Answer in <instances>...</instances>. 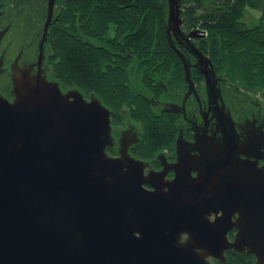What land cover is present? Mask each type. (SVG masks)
<instances>
[{
    "label": "water",
    "instance_id": "95a60500",
    "mask_svg": "<svg viewBox=\"0 0 264 264\" xmlns=\"http://www.w3.org/2000/svg\"><path fill=\"white\" fill-rule=\"evenodd\" d=\"M167 1V34L189 93L191 68L179 38L214 90L213 63L193 42L205 32L184 31L181 1ZM18 62L6 72L13 99L0 92V264H212L226 262L230 250L264 264V167L237 162L232 136L227 150L202 153L196 176L180 138L177 161L160 154L164 168L146 174L149 163L130 154L138 131L122 130L119 155L111 156V110L95 94L88 100L78 88L64 92ZM234 162L240 170L232 176ZM171 169L175 177L165 180Z\"/></svg>",
    "mask_w": 264,
    "mask_h": 264
},
{
    "label": "trees",
    "instance_id": "16d2710c",
    "mask_svg": "<svg viewBox=\"0 0 264 264\" xmlns=\"http://www.w3.org/2000/svg\"><path fill=\"white\" fill-rule=\"evenodd\" d=\"M180 1L182 28L205 32L194 43L217 75L261 92L264 99V0ZM249 7L260 10L258 24L246 22ZM167 19V0H66V10L50 30L53 76L85 94L95 93L112 110L113 126L125 124L127 117L139 121L142 131L130 149L142 159L172 149L178 132V115L156 111L131 79L140 77L156 96L164 88L153 85L152 76L168 87L185 83L182 60L168 40ZM226 256V262L214 259V264H258L247 253L230 250Z\"/></svg>",
    "mask_w": 264,
    "mask_h": 264
},
{
    "label": "flooded vegetation",
    "instance_id": "af4514ba",
    "mask_svg": "<svg viewBox=\"0 0 264 264\" xmlns=\"http://www.w3.org/2000/svg\"><path fill=\"white\" fill-rule=\"evenodd\" d=\"M65 10L66 0L54 1L53 15L49 22L47 33H45V26L50 11V0H0V46L6 38V35L14 27L12 36H14V39H19L21 42H24V46L20 47V51L17 55V58L19 57V63L22 66L29 67L30 74L34 77L40 76L46 78L48 81H59L52 74L54 61L52 54L48 52V50H50V30L53 25L58 23ZM43 12L45 13L43 14ZM195 39H193V42ZM175 43L184 51L187 62L190 65L193 89L189 93L190 84L186 77L184 64L185 83L183 85L177 86L176 83H174V85L168 87L166 81L157 78V76H152L153 85L158 83L164 88L163 92L159 93L157 96L154 92H151V94L149 88L146 89L142 86L143 92L146 94H144L145 99L149 101L155 109L158 108L160 112H172L178 115V132L173 147L174 149H164L157 153L153 159L139 158L149 163V165L146 166L145 173L147 174L150 170L159 171L164 168L162 160L159 159L160 154H164L162 158L165 162L174 163L177 161V140L179 138V151L183 152V149H186V154L192 157L191 169L194 176L198 174L199 166L203 162L200 159L202 153L208 152V154L214 155L216 150L221 152L225 149L227 150L229 136H232L235 149L234 152L237 158L235 160L237 162L243 163V161H248V163H252L255 167H264L263 105L255 103V108L243 110L242 113L235 112L236 102L242 99L240 98L242 94H239L238 89L236 88L233 90L232 86L225 85L226 83L223 81V78L218 76L219 82L214 90H208L205 85V76L200 70V67L197 66L198 61L196 57L188 50L185 39H175ZM5 57L6 51H0L2 65L5 62ZM5 70L6 68H0V75L5 72ZM198 73L203 76V81L198 80ZM132 78L134 81L138 79L136 76H132L131 79ZM60 85L64 92L73 87L66 88L62 86V84ZM0 91L2 93V90ZM83 94L85 95V93ZM92 94L95 93L86 94L87 96H85V98L90 100ZM95 96L97 95L95 94ZM8 97L11 100L13 99L11 92ZM104 105L108 107L106 104ZM126 108L127 107L122 108V113H128ZM128 118L129 117H127V119ZM138 123L140 122L138 121ZM130 127H133V130L138 131L140 135L141 132L135 125L128 124L127 129ZM196 139H198V142ZM133 145H131L130 148ZM113 147H117L116 152L111 151ZM204 148L206 151L202 152ZM109 149L108 153L111 156L119 155L118 145L115 144V140L114 145ZM130 154L136 157L132 154L131 149ZM233 164L234 165L229 168L232 172L230 175L232 176L239 173L240 170V165H238V163L236 164V162H234ZM174 177L175 171L171 169L165 176V180H172ZM147 187L149 189L152 188L151 185H147ZM236 215H238V213H236ZM214 218L215 215L212 214L210 219L213 220ZM236 232V228L229 232V238L231 240L234 239ZM185 237L186 236H184V238Z\"/></svg>",
    "mask_w": 264,
    "mask_h": 264
},
{
    "label": "rangeland",
    "instance_id": "374dc122",
    "mask_svg": "<svg viewBox=\"0 0 264 264\" xmlns=\"http://www.w3.org/2000/svg\"><path fill=\"white\" fill-rule=\"evenodd\" d=\"M44 13L45 12H43V14ZM246 15L247 16H246L245 20L248 23V25H255V24H258L259 21H260L259 18H260L261 12L258 9L249 7L248 8V12L246 13ZM13 32H14V27L6 35V38L3 40V42L1 43V46H0V51H2V50L6 51L5 62L1 66V68H6V70H5V72H3L0 75V83H1L0 84V90H2V93L6 97H8V95L11 92V89L13 87L12 80H11L12 75L7 74L6 72H11L12 73V65L11 64L15 62L14 59H16V57L18 55V53L20 51V47H22L24 45V42H21L19 39H14V36H12ZM11 42H13V43H11ZM48 52H50V50H48ZM132 81H133V84H134V88L136 90H143L142 84H141V81H140V77L137 79V81H134V79L132 78ZM223 81L226 83L225 85L232 86L233 90L237 88L239 94H242V96L240 97V98H242L241 101H237L236 104H235V112L242 113L243 110L250 109V108H255L256 107L255 103H260L264 107V100H263V97L261 95V92L255 91V90L244 89L241 86L237 85L236 83H232L230 81H225L224 78H223ZM60 84H62V83L60 82ZM62 86L66 87V88L71 87V86H67L65 84H62ZM72 88H76V87L73 86ZM84 96H87V95L85 94ZM155 110L159 111L158 108L155 109ZM127 114L128 113H125V115H127ZM132 119L133 118L129 117L126 120L125 124H123V125L118 124V125H114L113 126V136H114L115 144L118 145L119 134L122 132V130L127 128L128 124H133V125H135V127L137 129L140 130V132L142 131L141 123H138V121H136L135 119H133V121H132ZM115 150L117 151V147L115 148ZM210 261H211L212 264H214V258H210Z\"/></svg>",
    "mask_w": 264,
    "mask_h": 264
}]
</instances>
